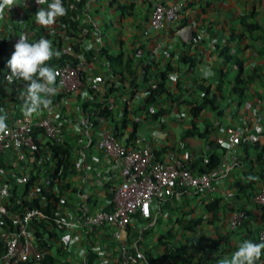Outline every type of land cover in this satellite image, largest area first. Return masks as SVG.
Instances as JSON below:
<instances>
[{
  "label": "crops",
  "instance_id": "1",
  "mask_svg": "<svg viewBox=\"0 0 264 264\" xmlns=\"http://www.w3.org/2000/svg\"><path fill=\"white\" fill-rule=\"evenodd\" d=\"M173 1L178 0H71L78 22L70 31L76 37L59 30V17L50 28L37 24L35 12L47 3L38 5L36 0H16L0 17V40L12 37L10 53L19 35L26 33L29 42L48 39L54 51V43L62 42L67 55L87 60L78 91L53 98L55 119L70 139L67 175L52 182L55 215L77 220L98 207L111 209L110 190L119 180V170L117 161L97 147L105 130L116 132L126 144L144 135L158 160L181 158L187 152L190 169L208 172L215 186V195L176 189L153 202L149 219L135 216L123 231L60 229L48 239L53 264H117L121 242L135 251L133 264L219 260L230 257L243 240L258 242L264 207L254 195L264 177V149L251 139L264 143V0H180L179 17L154 30L149 24L153 4ZM117 55L120 61L111 59ZM161 74L165 89L148 103ZM23 90L17 81L7 85L0 78V114H6V123L24 115ZM92 95L97 101L107 97L108 114L90 105ZM193 106L200 107L197 116L191 114ZM258 117L260 127L254 129ZM240 124L250 128L248 140L231 150L221 146L220 154L215 143L223 138L224 127ZM2 156L18 193L28 168L33 174L39 168L38 180L44 187L50 185L46 176L53 160L43 165L45 156L40 153L27 154L24 162L11 151ZM237 209L245 210L247 218L231 228L228 218ZM257 264H264V254Z\"/></svg>",
  "mask_w": 264,
  "mask_h": 264
},
{
  "label": "built area",
  "instance_id": "2",
  "mask_svg": "<svg viewBox=\"0 0 264 264\" xmlns=\"http://www.w3.org/2000/svg\"><path fill=\"white\" fill-rule=\"evenodd\" d=\"M182 8L183 2L180 0L168 4L155 2L149 14L150 26L156 31L162 30L165 25L179 17ZM54 70L57 73L58 94L51 97V107L31 118L23 115L7 122V128L0 133V156L11 151L18 162H24L26 155L36 149V129L42 130L38 133L39 141L70 142L64 128L55 119L56 105L53 98L67 97L78 91L87 71V60L85 56L80 55L74 64L58 65ZM258 127L260 117L252 123V128ZM249 129L246 124L225 126L223 138L217 140L218 146H225L228 150L235 148L248 140ZM97 147L106 158L117 161L119 180L110 190L111 209L98 207L77 220L58 214L50 217L38 207L25 208L23 211L6 209L8 198L12 195V186L8 180V169L6 172H0L1 178L4 179L0 186V240L3 242L0 264H41L48 249L45 251L36 242L31 231V226L40 220H45L46 231L54 234L60 229L82 226L91 229L114 227L123 231L135 216L149 219L153 202L171 196L176 189L203 190L215 195L211 176L208 172H193L189 167L191 159L187 152H184L181 158L158 160L152 145L144 135L138 136L131 144H126L112 130L103 132L97 141ZM29 175L28 168L24 183ZM37 193L38 187L33 185L28 190L27 197H36ZM254 201L264 207V177L254 195ZM45 204L43 201L42 205ZM246 218L245 210H234L229 215V225L236 228L243 224ZM43 239L48 244L46 235ZM258 240L264 241V228L258 232ZM131 249L126 242L119 244L117 264H132Z\"/></svg>",
  "mask_w": 264,
  "mask_h": 264
},
{
  "label": "trees",
  "instance_id": "3",
  "mask_svg": "<svg viewBox=\"0 0 264 264\" xmlns=\"http://www.w3.org/2000/svg\"><path fill=\"white\" fill-rule=\"evenodd\" d=\"M71 0H68V2H65L62 0L63 5L66 9V15L59 17V30H65L66 36H69V34H72L74 37L76 35L72 33L71 31H74L75 25L77 24L78 20L76 19V15L73 13V11L70 10V2ZM164 4V3H163ZM252 25H248V28H251ZM71 30V31H70ZM60 37V36H59ZM264 40V37H263ZM12 41V37H4L2 40H0V78L5 77L8 72L10 71L7 69L6 64L7 60H5L6 56H11L12 53L8 51V46L10 42ZM32 41H30L31 43ZM54 45L57 47V51L60 53L59 56H54L50 61L46 63L45 66H50L54 68L55 66L58 65H64V64H74L77 61V58H73L71 55H67L64 51V44L62 42H56ZM72 46V44L70 45ZM113 60H121V57L119 55L114 56L111 58ZM131 62V59H127L126 65H128ZM5 71V72H4ZM129 76L133 73L130 68L127 69ZM120 76L123 77V74L120 73ZM160 81L157 83L155 88L151 89L149 91V96H148V103H152L154 101L155 97L162 92L164 88V75L161 74L160 76ZM121 79V78H120ZM20 86L24 87L25 82L23 81H17ZM14 90V87L11 88V91ZM98 95V94H96ZM96 95H92V101L90 103L91 106L97 107L103 114H108L109 113V101L107 100V97H104V99H98ZM57 99H60L62 97L58 96L56 97ZM200 107L193 106L191 108V114L194 116H197L199 113ZM125 124V121L123 122ZM135 126V125H134ZM135 127H133L134 129ZM39 132H42L41 129H36L34 136L35 138L39 139ZM134 132V130L132 131ZM36 139V149L30 154V155H35V157L40 154L45 156V158L42 159L43 165L48 164V160H53L54 161V166L50 170L49 176H46L47 182H48V177L50 180V185L48 186V183L43 185L41 181H39V168L36 169V174H33L32 171H30V175L26 180L25 185L23 186V189L21 193H18L16 191V188H12V195L9 196L8 201L6 203V209L9 210H19L23 211L25 208H31V207H38L40 208L45 214H47L50 217H53L55 213L52 212V209L55 208V203H56V198L54 195H52V182L53 180H60L61 178L65 177L68 172L67 168V163H68V157H69V151L67 149V143H53L50 141H43L44 143H41L42 140H37ZM255 141L254 145L256 147H263L264 149V143H261L259 140H252ZM216 148L220 149V154L224 152V149L221 148V146H218L217 143H215ZM0 158H3L1 155ZM45 159V160H44ZM10 168V166L6 165L3 160H0V172H6L7 169ZM200 172H205L204 170H200ZM196 172V173H200ZM33 185H37L38 187V193L36 197H27L28 196V190L30 187ZM45 201V205H42V202ZM8 224L9 221H8ZM47 222L45 220H40L38 223L33 224L31 226V231L36 239V242L39 243V245L45 249V251L48 249V244L47 242L44 241L43 237L44 235L47 236V239L53 238L54 233L51 231H46L45 226ZM242 225V224H241ZM164 237V236H162ZM258 242H261L258 240ZM217 244H211L208 247L204 246L202 247V250L205 251L206 249H209L211 247H216ZM3 248V242L0 240V253ZM135 251L131 249V257L132 261L135 258ZM216 257H210L203 259L202 257L196 258V260H189L188 258L182 259V264H215L217 262ZM32 264V263H30ZM41 264H53V259L48 256V253L45 255V257L42 259ZM133 264V262H132Z\"/></svg>",
  "mask_w": 264,
  "mask_h": 264
},
{
  "label": "clouds",
  "instance_id": "4",
  "mask_svg": "<svg viewBox=\"0 0 264 264\" xmlns=\"http://www.w3.org/2000/svg\"><path fill=\"white\" fill-rule=\"evenodd\" d=\"M38 5L47 3V8L41 7L35 12V21L44 28L53 26L58 17L66 15V9L62 0H36ZM17 4L16 0H0V17L12 5ZM54 51L48 39L41 38L35 42H29L28 35L22 33L14 45V51L7 60L6 67L10 71L4 77L7 85L15 81H23L24 90L22 97L23 114L31 118L52 104L51 97L58 94L56 87L57 73L54 68L45 66L54 56H59ZM6 114H0V133L7 128ZM264 254V241L253 242L243 240L237 245L236 250L230 257H224L217 261V264H257Z\"/></svg>",
  "mask_w": 264,
  "mask_h": 264
},
{
  "label": "rangeland",
  "instance_id": "5",
  "mask_svg": "<svg viewBox=\"0 0 264 264\" xmlns=\"http://www.w3.org/2000/svg\"><path fill=\"white\" fill-rule=\"evenodd\" d=\"M113 65H114V63H113ZM3 178H1V176H0V186H1V183H3Z\"/></svg>",
  "mask_w": 264,
  "mask_h": 264
}]
</instances>
